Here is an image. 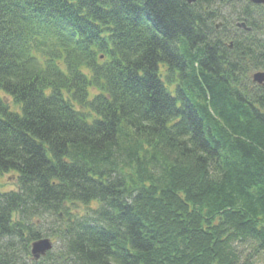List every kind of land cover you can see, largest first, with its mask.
<instances>
[{"label":"trees","instance_id":"obj_1","mask_svg":"<svg viewBox=\"0 0 264 264\" xmlns=\"http://www.w3.org/2000/svg\"><path fill=\"white\" fill-rule=\"evenodd\" d=\"M257 71L250 0H0V264H261Z\"/></svg>","mask_w":264,"mask_h":264},{"label":"water","instance_id":"obj_2","mask_svg":"<svg viewBox=\"0 0 264 264\" xmlns=\"http://www.w3.org/2000/svg\"><path fill=\"white\" fill-rule=\"evenodd\" d=\"M256 4H263L264 0H250ZM240 26L247 27L245 22L239 23ZM253 80L264 86V71H257L253 74ZM54 246L53 240L51 238H41L32 243V257L39 260L41 257L47 255L48 251Z\"/></svg>","mask_w":264,"mask_h":264},{"label":"rangeland","instance_id":"obj_3","mask_svg":"<svg viewBox=\"0 0 264 264\" xmlns=\"http://www.w3.org/2000/svg\"><path fill=\"white\" fill-rule=\"evenodd\" d=\"M0 183L4 185L5 190H11L17 188L16 177L13 173H6L5 175H3L0 178ZM260 263L264 264V259Z\"/></svg>","mask_w":264,"mask_h":264},{"label":"bare ground","instance_id":"obj_4","mask_svg":"<svg viewBox=\"0 0 264 264\" xmlns=\"http://www.w3.org/2000/svg\"><path fill=\"white\" fill-rule=\"evenodd\" d=\"M259 84V83H258Z\"/></svg>","mask_w":264,"mask_h":264}]
</instances>
